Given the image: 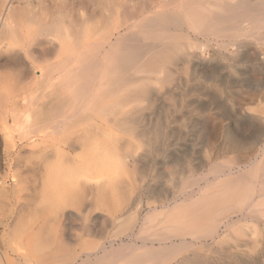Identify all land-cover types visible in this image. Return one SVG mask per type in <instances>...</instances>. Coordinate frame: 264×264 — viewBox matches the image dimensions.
Returning <instances> with one entry per match:
<instances>
[{
  "label": "rangeland",
  "instance_id": "1",
  "mask_svg": "<svg viewBox=\"0 0 264 264\" xmlns=\"http://www.w3.org/2000/svg\"><path fill=\"white\" fill-rule=\"evenodd\" d=\"M7 1L6 5L4 3L1 5L2 1H0V11L3 12H0V20H2L1 14L10 13L17 20L15 22L25 34L26 40L20 42L15 37L12 39V32L8 33L11 39L8 34L0 37V78L12 80L19 88L23 85L22 81L29 76L36 77L37 70L39 71V68L32 67V56L27 55L24 50L30 43L32 47L36 45L38 49V44L34 43L40 41L39 50L51 48L48 52L46 51V56L54 52V48L56 51L61 49L59 52L55 51V54L52 53L54 55L46 57L42 54L39 58L40 65L45 62L43 66H53L51 73L53 78H56L64 73L63 65L66 63L68 48L74 46L76 50L88 40L97 47L103 41L101 38L104 31L116 32L113 30L115 25L122 24L120 28L124 29L126 25L133 24L142 17L140 12L142 0H124V2L110 0L107 6L98 7L99 11L95 16L91 14L92 6L89 5L88 0ZM155 1H158L160 7L166 9L173 0ZM139 4V8L136 9ZM130 11L131 14L128 13ZM131 15L132 18L129 17ZM81 19L87 20V23H84V20L81 22ZM78 22L81 24L78 27L81 31L84 29L87 36L80 37L78 42L74 43L72 37H65V31L68 24H79ZM83 24L92 25L84 26ZM250 30L251 28L246 26V31L250 32ZM169 31L186 34V31L175 29ZM88 32L91 34H87ZM92 33L95 34L92 35ZM188 36L190 39L200 40V36L193 31L188 32ZM246 41H244L246 46L243 56L229 47L232 53L222 59H219L218 51L215 49L217 46L213 43V46L208 49L210 54L205 53L200 56L199 51L197 52L201 60H199L198 72L194 75L186 68L185 63L179 61L175 67L177 69H173V77L169 82L148 83L151 101L128 100L120 104L121 111L125 114L121 116L122 113H119L117 116L120 125L116 127L112 144L114 158L118 164L116 183L109 188L108 186L102 188L103 190L99 192L96 187L80 185L72 191L69 204L65 205L60 218L39 221L45 226L44 231L53 237L50 248L54 251V257L48 264L63 263L59 261L60 257H57L61 254L64 255L67 264H78L87 256H91L89 259L92 261L94 254L100 255L103 250L121 248L124 254L141 252L145 250L140 247L142 242H145L147 246L152 244L157 247L158 241L154 240V234L158 231L159 222H162L166 216L169 220L173 219L191 202L206 200L207 198L201 193L218 186L221 182L235 185L236 177L247 176L245 180H250L264 170V59H257V53H261L264 58V45L256 44L253 38ZM53 46L56 47L53 48ZM89 47L87 43L83 48L85 49L82 51L83 54L89 55L93 52L91 49L94 47ZM19 48L22 52L18 53ZM21 53L28 61L24 60ZM24 63L26 67L23 66ZM30 71L31 73L33 71V74ZM160 75L162 76L163 72ZM4 83L6 86L8 81ZM64 87L66 84L60 89ZM32 88L34 87L30 86V90ZM4 91L8 95L10 89L5 87ZM123 93L125 92L120 90L114 94V97ZM0 101V106H4L1 98ZM62 104H65L64 101L57 102L53 110H59ZM117 108L118 106H114V109ZM2 118H0L2 121L0 122V251H2L0 257L5 251L10 257H14L10 246L15 245L14 234L16 236V231H19L17 230L19 224L20 228L24 229L26 224L27 226L33 224L34 218L30 216L31 220L27 215V220L25 217L21 219V215L15 213V197L12 194L14 185L12 186L11 183L14 184L12 180H14L15 171L23 170V161L28 164L33 154L28 149H19L20 143L13 129H11L13 141L18 145L7 146L9 149L13 148L12 150H8L7 147L4 149L7 140L4 142L6 136L4 137ZM155 122L162 125L163 133L158 139L160 141L154 143V145L159 144L154 146L156 150L154 148L155 152H153L148 149L145 139L139 133L142 128L153 127ZM11 124L12 120H9L8 126L12 127ZM210 131L211 137L207 139ZM226 131L238 139L240 147L235 150L225 149L224 132ZM5 150L10 153V157ZM19 158L21 163L17 160ZM216 169L222 170L219 172V177ZM20 171L17 173L20 174ZM21 176L18 177L20 183ZM238 184V190L231 202L247 201L248 194L244 192L248 191H255L252 198L258 199L261 193L259 184L253 185L249 182ZM4 191L7 192L4 193ZM19 201L22 202L21 204L25 202L23 205L26 206L35 204L28 197L20 198ZM30 201L34 204L32 205ZM177 207L181 208L177 210ZM211 208L212 205L205 207V209ZM165 209H173V212L170 211V215L166 214L165 217L159 216ZM244 213L240 211L232 213L230 221H237V223L230 229H226L222 222L223 226L218 228V233L211 235H208L205 230L209 223H202L199 230L203 233L200 232V235L194 236L186 235L184 239L190 243L177 248L176 261L172 260V264L180 261L184 255L185 257L198 256L201 261H192L193 264H264V217ZM132 214L135 215L134 220L130 225L123 227L126 219ZM151 217H155L154 220L148 219ZM21 222L25 225L22 223L23 226H21ZM46 228L50 230L47 232ZM36 229V226H33L31 230L34 232ZM175 239L173 238L172 241L180 242L179 238L175 237ZM165 242L170 244L168 240ZM6 246H9L11 250ZM35 259L33 258L34 261L30 264H37ZM124 261L125 259L108 257L99 264H120Z\"/></svg>",
  "mask_w": 264,
  "mask_h": 264
},
{
  "label": "bare ground",
  "instance_id": "2",
  "mask_svg": "<svg viewBox=\"0 0 264 264\" xmlns=\"http://www.w3.org/2000/svg\"><path fill=\"white\" fill-rule=\"evenodd\" d=\"M0 1H2L1 5L3 3L6 5L8 2L7 0ZM88 2L92 6L91 10L95 12L91 14L95 16L96 12L99 11L97 10L98 7L107 6L111 1L88 0ZM139 6L140 4L136 9ZM168 7L163 9L155 0H142L140 7L142 17L136 22L135 19V23L126 25L124 29L120 28L122 24L115 25L113 30L116 32L104 31L101 38L103 41L98 46L96 45L97 47H94V43H90L88 40L76 50L74 46L68 48L66 63L63 65L64 73L59 77L53 78L52 65L43 66L42 64L45 62L42 63V61V64H39L41 55L51 48L39 50L40 41H36L34 44H38V49H36V45L34 48L30 43L28 47L24 46L27 47L24 50L27 55L32 56L33 65L30 63L32 67L39 68L38 73H36L38 75L36 77L34 75L33 77L27 76L28 78L22 81L23 85L20 88L12 80L0 78V98L4 103V106H0V118L3 117L4 137L6 136L4 142L7 140L4 149L7 146L15 147L18 145L13 141L14 136L11 130L13 129L20 143L19 149H28L33 154L31 160L27 161L28 164L23 161L24 166L23 170H19L20 174L17 173L19 171L14 170L17 174L14 173V180H12L14 184H11L14 185L12 194L15 197V213L20 214L21 219L23 217L26 219L27 215L29 218L30 216L34 218L33 224L29 226L26 224L24 229L23 227L20 228L19 224L18 228L20 229L17 228L19 231H16V236L14 234L16 237L15 245L12 247V244L11 246L9 244L12 250L6 246L11 252H14L15 256L10 257L4 250L5 253H2L0 257V264H30L34 261L33 258H36L37 264H48L54 257V251L50 248L53 244V237L44 231L43 227L45 226L41 222L47 219L49 221V218H60L65 205L69 204L72 191L80 185L96 187L99 192L103 190L102 188L107 186L109 188L116 183L118 164L114 158L112 144L116 127L120 125L117 116L119 113H122L121 116L125 114L121 111V103L140 99L151 101L148 83L169 82L173 77V69L177 67L179 61L185 63L186 68L194 75L195 72H198L199 60H201L197 52L199 51L200 56L205 53L210 54L208 49L213 46V43L217 46L215 49L218 51L219 59L232 53L229 51V47L237 50L238 54L243 56L246 46L244 41L247 39L253 38L256 40V44L264 45V0H173ZM0 12L3 13L2 10ZM128 13L131 14V11ZM134 13L137 14L138 12L134 11ZM1 16L0 37L7 36L9 32H12V39L15 37L20 42L24 41L26 36L20 30L18 23L15 22L17 20L8 12L5 15L1 14ZM129 17L132 18V15ZM85 19H81V22L84 20V23H87ZM78 23L68 24L65 31V37H72L74 43L78 42L80 37L87 36L84 29L80 30L78 25L81 26V24ZM83 25L88 26L89 24ZM246 26L251 28L250 32L246 31ZM171 29L186 31V34L172 33L169 31ZM190 31L199 35L200 40L197 38L190 39L188 36ZM87 34L91 33L88 32ZM87 43L88 46L94 47L91 49L93 52L89 55L82 52ZM20 51L19 48L18 53ZM55 51L54 48L52 53L55 54ZM26 52L24 53L25 57ZM52 53H48V55L50 56ZM22 57H24L23 54ZM46 59L48 60V58ZM257 59H264L261 53H257ZM9 60L8 62H10ZM23 66L26 67L27 65L24 63ZM181 67L183 68V66ZM161 72H163L162 76L160 75ZM203 77L206 79L205 75ZM5 81H8L6 86H4ZM64 84L66 87L60 89ZM30 86L34 88L30 90ZM5 87L10 89L8 95L5 94ZM120 90L125 93L115 98L114 94ZM60 101H64L65 104H62L59 110H53L55 104ZM114 106H118V108L114 109ZM119 110L120 112H118ZM9 120H12V127L8 126ZM162 133V125L155 122L151 128H142L139 135L145 139L148 149L153 151L154 148L156 150L154 146L159 144L154 145V143L160 141L158 139L162 137ZM211 133L210 131L207 139L211 137ZM224 134L226 150H235L240 147L235 136L227 131ZM12 149L8 148V150ZM78 149L79 151H77ZM7 154L10 155L9 152ZM21 158L17 160L20 162ZM220 171L222 170L219 169L216 172L218 177ZM261 172L250 180H245L247 176L236 177L235 185L221 182L218 186L201 193L207 198L206 200L191 202L184 208L183 212H180L173 219L169 220L166 216L162 222H159L158 231L154 234V240L158 241L157 247L152 244L147 246L145 242H142L140 247L145 248V250L141 252L124 254L121 248L110 251L103 250L100 255L95 253L92 261L89 259L91 256H87L78 264H99L108 257L110 259H125L120 264H172V260L176 261L177 248L190 243L185 241V236L188 234H193L190 236L200 235L199 233L202 231L199 230V226L202 223H209L205 230L208 235H211L218 233V228L223 226L222 222H224L226 229L234 226L237 221H230V216L234 212L240 211L257 217H264V170ZM19 176H21V183L18 180ZM240 182L259 184L261 193H258V199L252 198L255 191H248L244 192L248 194L247 201L236 200L231 202ZM27 197L35 202V204L33 202L34 206L23 205L25 202L20 203V198L27 199ZM30 203L32 204L31 201ZM207 205H212V208L205 209ZM179 208L181 207H177V210ZM173 209H165L159 216L165 217L170 211L173 212ZM134 218L135 215H130L122 226L130 225ZM154 218L148 219L152 221ZM22 223L21 226L25 225ZM33 226L37 228L34 232L31 230ZM49 230L47 229V232ZM175 237L179 238L180 242H173L172 239ZM62 240L64 242V238ZM167 240L170 241V244H166L165 241ZM46 249L49 250L46 251ZM190 256L185 257L184 255L175 264H193L192 261H201L198 256ZM57 257H60L59 261H63L60 264H67L63 254Z\"/></svg>",
  "mask_w": 264,
  "mask_h": 264
}]
</instances>
